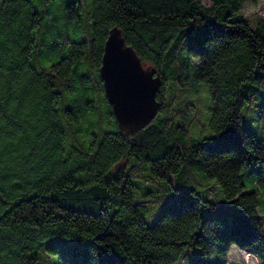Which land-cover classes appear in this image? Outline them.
<instances>
[{
	"label": "trees",
	"instance_id": "obj_1",
	"mask_svg": "<svg viewBox=\"0 0 264 264\" xmlns=\"http://www.w3.org/2000/svg\"><path fill=\"white\" fill-rule=\"evenodd\" d=\"M211 1L38 0L39 10L2 0L0 264L51 253L57 264H182L193 247L194 264H229L233 246L264 264L259 192L242 180L249 165L264 182V136L245 114L264 97V19L242 15L248 0ZM114 26L164 79L143 129L120 130L100 76ZM185 83L212 96L208 135ZM258 112L264 128V103ZM12 144H55L56 157L35 164L36 150L24 160ZM142 172L178 191L153 224L151 191L136 198ZM205 177L220 185L227 218L194 187Z\"/></svg>",
	"mask_w": 264,
	"mask_h": 264
},
{
	"label": "rangeland",
	"instance_id": "obj_2",
	"mask_svg": "<svg viewBox=\"0 0 264 264\" xmlns=\"http://www.w3.org/2000/svg\"><path fill=\"white\" fill-rule=\"evenodd\" d=\"M202 2L206 6H211L212 1L211 0H197ZM2 0H0L1 5ZM34 5L37 9L40 10L39 2L38 0H33ZM241 13L244 17L248 18L253 25H255L260 19H264V0H248L244 7L241 10ZM84 15H86V12L84 11ZM167 87L172 86L171 81L167 82ZM186 84V83H185ZM178 86V85H177ZM200 84L189 86L186 84L185 86V93L188 96L191 95V100L194 107H191L189 110V114L194 115L200 111V125L196 127L197 129L202 130V135H208L212 132L210 129V118H211V110L210 108L213 105L212 96L210 92L208 91V88L205 86V88H201ZM179 89H183V87L178 86V94ZM197 90H199L197 92ZM262 103H264V97H259L257 99L253 100L252 107L248 111V105L245 109V114L248 116L246 118V123L249 125L250 129L253 130L255 135L259 138H263V122H261L260 112L259 109L262 106ZM188 114V115H189ZM191 117V116H190ZM251 119H254V121H250ZM206 129V130H204ZM15 151H17L16 155H23L25 156L24 160L31 159V156L28 155L26 152L30 151L31 149L36 150L37 154L33 156V163H39L42 160H51L54 161L56 157V153L54 151L55 144H12ZM68 156V152L63 156V159H66ZM27 162V161H25ZM256 174L254 171L250 170L249 165H245L243 169V175L242 180L245 184L247 190L252 191H258V197H259V214L262 218V221L264 222V182L255 180ZM134 181L136 183H139L140 189L142 191L138 192V195H136V198L139 200H145L153 199L152 206L149 207V211L146 214V220L148 224H153L157 220V215L160 210V206L164 204L163 209H165L168 205H170L176 196L178 195V191L176 190H169L166 191L170 183L166 180H156L151 179L148 177L146 172L140 173V175L136 176L134 178ZM197 189V192L201 198L204 200H213L214 202L219 203V207L223 210L218 213L222 219L227 218L228 216V209H227V203L224 199L223 192L220 188V185L216 182L215 179L212 178H203V183L198 184L194 186ZM146 191H151V193L146 195V198H144L141 194L145 193ZM257 246L262 250L264 249L263 243H257ZM66 247V246H65ZM263 252H261L262 254ZM199 256V248L193 247L191 251L189 252V255L186 258H183L182 264H194L196 258ZM230 262L229 264H260V262L257 260L255 255H252L251 252L248 251H242L236 246H233L231 253H230ZM59 259V255H55L53 253L51 254H41V264H57V261ZM131 264V263H126Z\"/></svg>",
	"mask_w": 264,
	"mask_h": 264
},
{
	"label": "water",
	"instance_id": "obj_3",
	"mask_svg": "<svg viewBox=\"0 0 264 264\" xmlns=\"http://www.w3.org/2000/svg\"><path fill=\"white\" fill-rule=\"evenodd\" d=\"M100 76L120 130L143 129L155 119L161 106L157 95L163 76L154 66L143 64L117 26L105 42Z\"/></svg>",
	"mask_w": 264,
	"mask_h": 264
},
{
	"label": "built area",
	"instance_id": "obj_4",
	"mask_svg": "<svg viewBox=\"0 0 264 264\" xmlns=\"http://www.w3.org/2000/svg\"><path fill=\"white\" fill-rule=\"evenodd\" d=\"M252 255H254L253 253H251Z\"/></svg>",
	"mask_w": 264,
	"mask_h": 264
}]
</instances>
